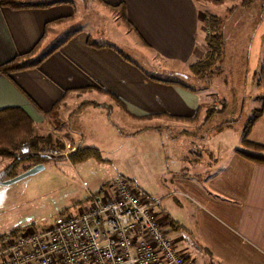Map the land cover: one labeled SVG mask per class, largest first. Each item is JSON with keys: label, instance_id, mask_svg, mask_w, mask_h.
Wrapping results in <instances>:
<instances>
[{"label": "crops", "instance_id": "obj_1", "mask_svg": "<svg viewBox=\"0 0 264 264\" xmlns=\"http://www.w3.org/2000/svg\"><path fill=\"white\" fill-rule=\"evenodd\" d=\"M227 1L224 0L220 5L210 3L209 0H99L100 3H94L108 12L113 23L121 26L124 32L136 39L118 40L119 44H144L145 47H142L148 52L144 53L146 58L143 61L170 72L175 66L186 68L188 64L201 59L205 32L201 25L207 16L217 17L211 13L212 8L225 6ZM32 3L50 5L19 10L0 8V64L31 50V61L43 58L35 69L0 74V110L9 107L20 108L34 123H38L45 118L42 114L50 111L61 100L57 107V127L62 126V120L65 119L62 135L67 140L62 142L68 145L71 151L81 148L77 139L83 128L79 115L87 105L96 106L94 108L101 109L100 111H104V108L107 110L108 105V114L116 113L117 110L122 113L120 106L116 104L117 101L131 117L143 118L129 119L124 116L126 121L131 123H143L141 129L144 130H160L170 124H177L178 128L185 125L195 129L201 111L208 112V107H204L206 100H203L199 91L191 92L175 84L147 79L138 62L113 46L92 41L91 35L81 29L57 39V27L70 25L76 19L73 8L68 4L54 0H33ZM105 5L122 6L124 19L131 30H127L117 21L115 14L104 8ZM233 10V7L227 9ZM57 20L61 22L53 23ZM47 23L48 28L44 31V25ZM59 44L61 45L52 51ZM116 51L122 52L132 63L123 60ZM140 55L144 57L142 52ZM104 113L105 111L100 114ZM61 114L62 120L59 119ZM195 115L196 118L190 120ZM263 120L264 106L261 117L250 129L249 137L257 123ZM141 129L137 128L134 132L137 133ZM261 131L264 133V125L261 126ZM250 142L264 146L262 138L252 139ZM233 155L231 153L229 161L223 163L218 170L216 168L212 173L208 172V177L214 185L210 187L207 183L203 190L213 204L195 200L193 190L186 185V177L176 167L167 169L166 176L161 177L164 186L162 198L179 195L189 199L190 196L197 203V210L203 214L207 213L203 204L213 208L217 206L216 201H226V204L233 208L230 210L232 218L229 223L219 222L228 231L229 242L233 245L237 243L240 249L245 248L256 262L253 264H264V166L245 159L238 163L235 171L231 165ZM96 160L101 159L98 156ZM24 162L26 163L23 161L15 165L13 171ZM9 163L4 164V169ZM4 169L0 170V179ZM199 177V174H191L189 184ZM150 194L154 196V193ZM142 196L157 201L155 212L165 224L176 251L181 253L189 264H235L233 259L237 255L228 250L227 245L212 241L203 228V220L196 224V237H191L194 245L195 241H202L204 251L208 252V261L199 260L202 257L196 253V245L184 246V238L178 231H171L169 234V229L175 230V224L164 211L157 212L159 201L150 195ZM223 211L227 215L229 209L225 208ZM206 216L210 217L209 214ZM243 260L250 264L248 259Z\"/></svg>", "mask_w": 264, "mask_h": 264}, {"label": "rangeland", "instance_id": "obj_2", "mask_svg": "<svg viewBox=\"0 0 264 264\" xmlns=\"http://www.w3.org/2000/svg\"><path fill=\"white\" fill-rule=\"evenodd\" d=\"M54 1L68 4L76 18L70 25L57 27V39L81 29L91 35L92 41L121 50L128 58L138 62L148 75L178 81L196 89L206 100L204 107H208V111L215 109L211 114L201 111L195 129L170 124L160 130H144L141 129L143 123L126 121L123 112L118 113L117 110L108 114V105L107 110L103 109L104 114H100L104 111L94 108L96 106L87 105L79 115L83 128L77 139L81 148L96 149L101 160H96L94 156L81 162L59 158L45 162L42 170L33 175L10 185H0V236L26 226L47 228L63 211L75 213L88 207L89 198L97 196L106 183L119 176L129 181L141 195H150L159 201L157 212L164 211L175 224V230L169 229V234L178 231L184 238V246L196 245V253L202 257L199 260L208 261V252L204 251L202 241H195L194 245L191 237H196V224L203 220V228L212 241L227 245L228 250L237 255L233 263L249 264L243 259H248L250 264L256 263L245 248L240 249L236 242L234 245L229 242L230 235L220 224L229 223L232 218L230 210L233 208L226 201H216L217 206L213 208L203 204L207 212L203 214L197 210V203L190 196L189 199L179 195L162 198L164 186L161 177L166 176L167 169L176 167L186 177V185L193 190L195 200L213 204L203 190L207 183L210 187L214 185L208 172L218 170L229 161L231 153L234 154L231 161L233 170L241 160H245L239 153L246 152L239 142L242 128L264 100V89L257 85L264 50V0H250L246 6H241V0H228L224 7L211 9V13L221 21L224 45L218 71L202 78H194L184 67L175 66L167 72L144 62V53L148 51L140 44H119L120 40L136 39L113 23L108 12L93 0ZM232 7L233 11H227ZM62 117L63 114L59 119L62 120ZM63 125L55 128L44 118L35 123V128L38 134H49L52 140L62 142L67 140L62 135ZM262 125L264 120L257 123L248 141L264 139ZM135 128L141 130L136 133ZM9 162V159L0 158V170ZM30 163L17 166L16 174H21ZM193 173L200 177L189 184ZM225 208L229 209L227 215L223 211Z\"/></svg>", "mask_w": 264, "mask_h": 264}, {"label": "built area", "instance_id": "obj_3", "mask_svg": "<svg viewBox=\"0 0 264 264\" xmlns=\"http://www.w3.org/2000/svg\"><path fill=\"white\" fill-rule=\"evenodd\" d=\"M69 147L17 146L26 154L68 158ZM127 180L115 176L88 207L58 215L47 228L25 227L0 244V264H189L176 251L154 208Z\"/></svg>", "mask_w": 264, "mask_h": 264}, {"label": "trees", "instance_id": "obj_4", "mask_svg": "<svg viewBox=\"0 0 264 264\" xmlns=\"http://www.w3.org/2000/svg\"><path fill=\"white\" fill-rule=\"evenodd\" d=\"M32 1L33 0H0V8L19 10V9L46 7L50 5V4L35 5L32 3ZM94 1L100 3L99 0H94ZM223 1L224 0H216V1L209 0L210 3H213L215 5H220ZM249 2L250 0H241V6H246ZM104 8L109 12H113L115 14L117 21L122 23L127 30H131V27L124 19L122 6L105 5ZM117 10H119V12ZM60 22H61L60 20H57L53 23H60ZM48 25L49 23L44 25V31H46ZM201 27L205 31L202 39L203 41L202 57L201 59L194 61L186 66L187 71L194 78H202L206 75H210L218 71L217 65L221 60L222 49L224 45V37L221 27V21L218 17L207 16L203 21ZM60 45L61 44L55 47L52 51L56 50ZM87 45L91 46V44L89 43H87ZM141 46L145 47L144 44H142ZM32 52L33 50L25 54H18L14 56L11 60L3 64H0V74H9V73L22 71L25 69H35L43 58H40L36 61H31L30 55L32 54ZM116 52L123 60L132 63V61L129 60L127 57H125L122 52L120 51H116ZM135 66L138 67L137 65ZM139 70L141 69L139 68ZM257 74H258L257 85L261 86L264 89V52L262 55V59L260 61L259 72ZM144 76L147 79L168 83V84H175L191 92L197 91L196 89L194 90L190 86L184 85L178 81L159 80L150 77L146 73L144 74ZM60 102L55 104L50 111L42 114L55 127L59 125V122L57 121L58 120L57 107L60 105ZM116 104L120 106V109L127 118L143 119V118L131 117L130 115L124 112L123 107L119 102L116 101ZM263 104H264V100H263ZM263 104L259 109H256L252 112V118L249 121H247V123L242 128V135L239 142L241 146L245 148L246 152H239V153L242 155V157L248 159L250 162L264 166V146L254 144L247 140L252 125L255 123V121H257L261 117L263 111ZM212 110L213 111L209 110L208 114L213 113L214 109ZM153 117H158V116H147V118H153ZM195 118L196 115L190 120H193ZM34 124L35 123L31 120L28 114L20 108L9 107L0 110V158L10 160L9 165L3 171L0 181H4L16 176V173L13 171V168L15 165L23 161L31 162V163L27 167H24L22 171H26L27 169L31 168L34 165H38V164L43 165L47 161H52L32 154H26L20 158H15L14 153L18 145L26 143L29 149L33 151L37 150L41 146H46V145H53V147L55 148L63 147L62 142H59L56 139L52 140V137L49 134H38ZM91 156H94L96 159H98V152L96 149L80 148L70 151L68 153V160L81 162L83 160L90 158ZM64 212L65 211H63L62 213ZM30 227L33 228V226ZM23 229L12 231L9 235L6 236L4 235L0 236V244H3L4 242H6V240L13 239Z\"/></svg>", "mask_w": 264, "mask_h": 264}, {"label": "water", "instance_id": "obj_5", "mask_svg": "<svg viewBox=\"0 0 264 264\" xmlns=\"http://www.w3.org/2000/svg\"><path fill=\"white\" fill-rule=\"evenodd\" d=\"M42 168H43V166L41 164L34 165L31 168L27 169L26 171H23L19 175H16V176H14L10 179L4 180V181H0V185H2V186L10 185L16 181H19L25 177H28L30 175L37 173L38 171L42 170Z\"/></svg>", "mask_w": 264, "mask_h": 264}]
</instances>
